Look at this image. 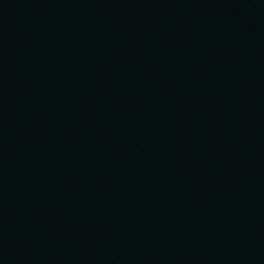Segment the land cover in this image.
I'll list each match as a JSON object with an SVG mask.
<instances>
[{
	"label": "water",
	"instance_id": "obj_1",
	"mask_svg": "<svg viewBox=\"0 0 264 264\" xmlns=\"http://www.w3.org/2000/svg\"><path fill=\"white\" fill-rule=\"evenodd\" d=\"M0 264H264V0H0Z\"/></svg>",
	"mask_w": 264,
	"mask_h": 264
}]
</instances>
